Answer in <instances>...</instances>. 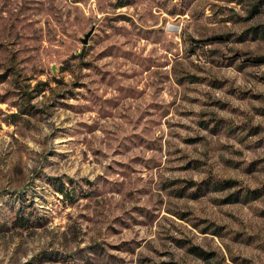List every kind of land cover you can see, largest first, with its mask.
Returning <instances> with one entry per match:
<instances>
[{"label":"rangeland","instance_id":"374dc122","mask_svg":"<svg viewBox=\"0 0 264 264\" xmlns=\"http://www.w3.org/2000/svg\"><path fill=\"white\" fill-rule=\"evenodd\" d=\"M259 30L264 0H0V264H264Z\"/></svg>","mask_w":264,"mask_h":264},{"label":"trees","instance_id":"16d2710c","mask_svg":"<svg viewBox=\"0 0 264 264\" xmlns=\"http://www.w3.org/2000/svg\"><path fill=\"white\" fill-rule=\"evenodd\" d=\"M256 7L257 6H255V10H256ZM259 32H261V34L264 35V30H259ZM262 59L263 58H257L254 61L257 63H261L263 61ZM24 96L26 97V96H28V94L25 93ZM66 194H68V192ZM190 250L200 257H206V254L203 251H201L200 249H197L196 247H192ZM167 264H174V263H167Z\"/></svg>","mask_w":264,"mask_h":264}]
</instances>
